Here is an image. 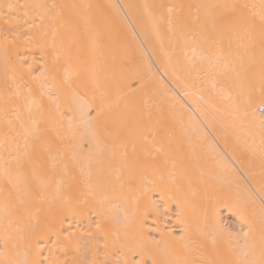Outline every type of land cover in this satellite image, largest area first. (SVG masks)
I'll return each mask as SVG.
<instances>
[{
	"label": "bare ground",
	"instance_id": "6f19581e",
	"mask_svg": "<svg viewBox=\"0 0 264 264\" xmlns=\"http://www.w3.org/2000/svg\"><path fill=\"white\" fill-rule=\"evenodd\" d=\"M0 264H264V0H0Z\"/></svg>",
	"mask_w": 264,
	"mask_h": 264
},
{
	"label": "rangeland",
	"instance_id": "374dc122",
	"mask_svg": "<svg viewBox=\"0 0 264 264\" xmlns=\"http://www.w3.org/2000/svg\"><path fill=\"white\" fill-rule=\"evenodd\" d=\"M136 78H138V77H136ZM261 112H262V109H261ZM231 221H229V223H230Z\"/></svg>",
	"mask_w": 264,
	"mask_h": 264
},
{
	"label": "snow or ice",
	"instance_id": "6c2138e0",
	"mask_svg": "<svg viewBox=\"0 0 264 264\" xmlns=\"http://www.w3.org/2000/svg\"><path fill=\"white\" fill-rule=\"evenodd\" d=\"M244 235H247V233H244Z\"/></svg>",
	"mask_w": 264,
	"mask_h": 264
}]
</instances>
